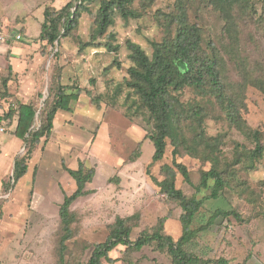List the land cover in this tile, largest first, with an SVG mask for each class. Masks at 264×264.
Segmentation results:
<instances>
[{
    "label": "rangeland",
    "instance_id": "1",
    "mask_svg": "<svg viewBox=\"0 0 264 264\" xmlns=\"http://www.w3.org/2000/svg\"><path fill=\"white\" fill-rule=\"evenodd\" d=\"M68 1L0 0V24L10 33L21 34L22 39L28 33L35 40L40 34L46 6L60 8ZM175 2L154 0L141 18L128 21L116 12L114 24L103 34L97 30L99 2H96L91 5L90 12L82 13L73 35L62 38L54 47L45 41L25 45L21 39L12 40L10 47L2 50L0 96L11 105L22 102L19 93L25 88L27 92H33L27 101L32 100L40 111L45 101L53 98L55 83L51 79L61 69L62 83L90 90L92 96L84 91L72 103V110L59 111L51 135L41 139L29 159V173L14 185L11 181L7 190L4 183L12 178L15 159L24 156L27 148L22 140L16 145L13 142L16 116L10 119L7 131L0 133V264L56 263L60 204L65 195L76 189L75 181L63 164L77 168L80 160L88 167H95L96 174L87 184L92 193L78 198L72 205L77 221L68 241L67 264H75L78 260L86 262L92 250H84L83 245L106 240L117 216L140 215V223L132 234L136 238L141 231L153 229L158 219L169 212L166 233L175 239L181 236L179 202L168 200L150 178V175L160 180L164 178L161 166L172 163L173 146L168 140L163 159L152 163L154 146L145 139L151 123L139 107V97L126 85L130 78L128 68L134 65L127 41L139 44L151 56V41H161L166 35V28L158 17L172 11ZM188 2L191 3L189 19L202 27L207 40L220 33L223 21L216 11L203 4L201 10L198 9V1ZM260 2L257 0L258 9L264 14V5L262 7ZM134 6L141 9V0H134ZM109 33L115 34L113 44H119L116 52L107 49L106 43L111 41ZM240 33L241 56L249 61L257 74H262L264 19L240 20ZM225 59L227 79L239 82V65L228 55ZM65 66L67 69L63 73ZM4 79H7L6 87ZM201 98L193 89L187 88L181 101L192 103ZM243 99L247 107L241 112L243 118L252 129L261 132L264 143V92L247 85ZM205 129L209 136L221 139L218 152L223 162L234 160L236 143L249 148L254 146L237 127L220 117L218 106L205 118ZM140 141H143L141 158L124 164ZM176 160L187 166L194 185L200 182L201 172L212 165L201 156L186 153L178 155ZM242 161L229 167L234 173H226L230 186L220 198L205 200L192 228L207 224L218 208H235L243 220L233 216L218 217L200 233L192 249L204 258L223 257L231 264H264V155L256 160L244 157ZM33 172H36L35 177ZM112 177H118L119 181H110ZM176 185L188 195L197 193L180 173ZM209 193L204 189L197 196L201 198ZM124 249L120 245L111 252V257L119 258L113 264H172L167 251L154 245L126 255Z\"/></svg>",
    "mask_w": 264,
    "mask_h": 264
},
{
    "label": "trees",
    "instance_id": "2",
    "mask_svg": "<svg viewBox=\"0 0 264 264\" xmlns=\"http://www.w3.org/2000/svg\"><path fill=\"white\" fill-rule=\"evenodd\" d=\"M193 1L199 2L198 9L201 10L203 4V7H211L219 14L223 21L220 33L207 40L202 27L189 19L191 3L188 0H176L172 11L161 13L162 17H158V21L166 28V35L161 41H151L153 48L151 56L139 44L131 40L127 41L134 65L128 68L130 78L126 85L139 97V107L145 111L151 123V128L145 133V139L154 146L152 163L163 159L169 144L168 140L173 146L172 163L161 166L164 178L160 180L153 175H150V178L168 200L179 202L182 209L180 215L182 234L175 239L166 233L165 223L170 216L169 212L158 219L153 229L141 231L136 238H133L132 234L133 229L140 223V215L135 213L117 216L110 225L106 240L85 243L83 248L91 249V255L86 262L78 260L75 264H113L119 258H113L110 254L120 245L125 247L123 250L125 255L154 245L159 250L167 251L172 264H231L223 257L204 258L192 248L198 241L200 233L218 217L233 216L237 220H243L241 214L235 208L230 210L218 208L210 216L207 224L196 229L192 228V224L205 200L220 198L230 186L226 173L234 174L229 168L231 165L242 163L244 157L256 160L264 155L261 132L252 129L241 113L247 108L243 99L247 85L264 92V72L261 69L263 73L257 74L239 51L240 20L259 19L260 21L264 19V14L263 11L259 12L257 0ZM96 2H99L97 30L99 34H103L114 24L116 12L125 21L130 18H141L154 0H141V9L134 6V0H69L60 8L49 5L44 9L39 36L31 41H45L54 47L62 38L73 35L82 13L90 12L91 5ZM260 3L263 7L264 0ZM109 37L111 41L106 43L107 49L112 52L118 51L119 44L115 45L112 42L116 39L115 34L109 33ZM55 55L57 57L58 53ZM225 55L239 65L241 70L239 82H231L227 79ZM61 77L62 69L55 72L51 79L55 83L53 98L46 100L40 111L33 103L19 102L10 105L0 117V121H5L8 125L10 119L16 116L13 135L21 139L27 148L24 156L16 157L12 178L8 183H4L6 190L11 187V181L13 185L16 184L28 172L29 159L41 139L43 137L48 139L51 135L58 110L70 111L71 102L77 100L84 91L92 96L90 90H84L78 85L63 84ZM3 83L6 87L7 79H4ZM187 88L199 94L201 100L192 103L181 101V96ZM94 99L92 98L93 102ZM217 106L220 117L237 127L254 144L249 148L244 144L236 143L232 162L221 160L218 152L221 139L209 136L205 129V118L211 112H215ZM185 153L201 156L212 163L208 170L201 172L200 182L196 185L191 180L187 166L176 160L178 155ZM142 155L143 141H140L124 164L136 162ZM63 167L74 179L76 189L72 194L65 195L60 204V232L55 264L68 262L66 259L68 241L74 234L73 225L77 221V214L72 209V205L78 198L92 193L93 190L87 189V184L92 182L96 174L95 167L86 166L83 160L79 161L77 168H70L65 164ZM147 173L150 174L149 170ZM179 173L187 183L195 187L197 193L204 189L209 190L210 193L201 198L197 193L186 194L176 185ZM35 175L36 172L34 177ZM114 179L119 181L118 177H112L110 181Z\"/></svg>",
    "mask_w": 264,
    "mask_h": 264
},
{
    "label": "crops",
    "instance_id": "3",
    "mask_svg": "<svg viewBox=\"0 0 264 264\" xmlns=\"http://www.w3.org/2000/svg\"><path fill=\"white\" fill-rule=\"evenodd\" d=\"M12 35H15L16 33L15 32H12L11 33ZM26 38H27V40H26ZM32 37H30V35L28 34V33H26L25 34V37L22 39L23 41H24V44L26 45L27 43H29V42H32L31 39ZM21 39H16V38H14V37H11L6 43H3V44H1L0 45V53L2 52V50H6L7 48H8V46L10 47V42L12 41V40H21ZM26 41V42H25ZM18 48V47H17ZM67 68H66V66L64 67V69H63V73H64V71L66 70ZM69 70V69H68ZM63 84H65V85H67V83H63ZM25 93H29L28 95H26ZM32 93L33 92H30V91H26V89L25 88H23V89H20V98H22V103H31V101L32 100H28L27 101V99L32 95ZM83 93V92H82ZM81 93V94H82ZM81 94H80V96H81ZM80 96H79V98H80ZM78 98V99H79ZM77 99V100H78ZM25 100V101H24ZM74 101H76V100H73L72 102H71V104H70V107H71V110H72V103L74 102ZM19 103V102H18ZM15 105V104H14ZM61 110H63V109H60V110H58V112L56 113V116H55V125H56V120H57V116H58V113H59V111H61ZM68 120H71V118L70 119H68ZM7 131V130H6ZM5 131V132H6ZM5 132H0V133H5ZM19 139V138H18ZM16 139V137L14 136V139H13V142L15 143V145L16 144H18L20 141H21V139ZM29 168H28V172L27 173H29ZM35 171V170H34ZM26 173V174H27ZM33 174H34V172H33ZM25 176V175H24ZM23 176V177H24ZM74 180V179H73Z\"/></svg>",
    "mask_w": 264,
    "mask_h": 264
},
{
    "label": "built area",
    "instance_id": "4",
    "mask_svg": "<svg viewBox=\"0 0 264 264\" xmlns=\"http://www.w3.org/2000/svg\"><path fill=\"white\" fill-rule=\"evenodd\" d=\"M11 37L16 39H21V34L12 35L5 29V26L0 24V45L6 43ZM11 104L7 102L6 98L0 96V117L4 115L5 110L9 108ZM14 105V104H12ZM7 130V125L5 121H0V132H5Z\"/></svg>",
    "mask_w": 264,
    "mask_h": 264
}]
</instances>
